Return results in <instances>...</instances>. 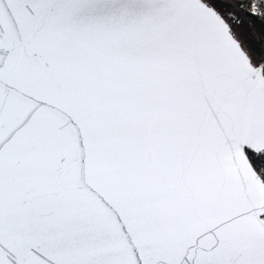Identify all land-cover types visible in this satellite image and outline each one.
<instances>
[{
  "label": "snow or ice",
  "instance_id": "1",
  "mask_svg": "<svg viewBox=\"0 0 264 264\" xmlns=\"http://www.w3.org/2000/svg\"><path fill=\"white\" fill-rule=\"evenodd\" d=\"M264 0H0V264H264Z\"/></svg>",
  "mask_w": 264,
  "mask_h": 264
},
{
  "label": "rangeland",
  "instance_id": "2",
  "mask_svg": "<svg viewBox=\"0 0 264 264\" xmlns=\"http://www.w3.org/2000/svg\"><path fill=\"white\" fill-rule=\"evenodd\" d=\"M249 17L250 16L247 14L241 13V22L237 31H239L249 41L258 43L262 40V36H260V31H257L256 26H253L252 22L248 20Z\"/></svg>",
  "mask_w": 264,
  "mask_h": 264
},
{
  "label": "trees",
  "instance_id": "3",
  "mask_svg": "<svg viewBox=\"0 0 264 264\" xmlns=\"http://www.w3.org/2000/svg\"><path fill=\"white\" fill-rule=\"evenodd\" d=\"M248 20L252 22L253 26H256L257 31H260V36H262L261 41H264V21L257 20L252 16H250Z\"/></svg>",
  "mask_w": 264,
  "mask_h": 264
}]
</instances>
